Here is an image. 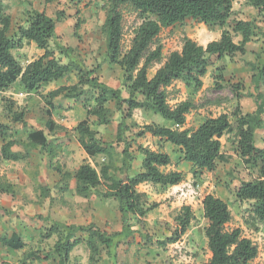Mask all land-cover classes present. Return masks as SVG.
<instances>
[{
  "label": "trees",
  "instance_id": "trees-1",
  "mask_svg": "<svg viewBox=\"0 0 264 264\" xmlns=\"http://www.w3.org/2000/svg\"><path fill=\"white\" fill-rule=\"evenodd\" d=\"M248 6L264 14V0H244ZM54 0H44L51 4ZM107 14L102 29L105 34V55L110 65L120 67L123 72L122 86L126 97H122L120 89H114L99 81L96 68L89 69L80 63L75 56V49L64 47L57 43L55 22L44 12L28 11L25 14L23 26H17L10 35L11 20L0 2V92H5L14 83L18 82L22 92H37L42 86L67 79L75 73L77 81L72 86H62L47 94L45 105L54 108L51 101L57 97L80 103L85 111L86 119L81 121L76 130L82 135L81 145L85 155L90 159L104 158L97 172L88 163H83L74 172L62 174L63 179L71 177L75 181V192L82 198L88 197L98 187L103 186V192H96L103 199H112L117 204L118 213L122 222L119 231H104L94 223L86 226L63 225L54 222L45 233L44 238L58 235L60 240L55 244L53 252L58 256L59 264H66L69 255L79 244H84L89 256L88 261L94 264L101 254H105L109 264H117V255L120 244L133 234L130 217L140 219L156 208L155 204L148 207L143 205L142 196L137 187L143 183L170 188L184 181L181 172L167 173L162 168L171 165L168 154L161 150L152 151L139 144H135L134 157L132 142L127 133L130 126L127 120L132 119V113L139 110L158 116L169 125H144L136 137L146 134L156 138L161 143L174 146L180 154V161L190 164L194 178L202 172L211 173L215 170L221 154L220 139L226 133L235 130L233 150L245 165L256 172L251 180L241 181L234 190L237 202L251 203L249 213L256 224H264V135L262 147L255 145L256 131L264 132V94L260 91L264 87V57L259 66L251 65V81L253 84V102L255 110L250 114H239L237 107L230 121L227 114L205 118L195 128L186 127V118L191 111L196 110L193 100L186 99L170 104V88L175 82H180L186 89L198 91L202 88V79L206 76L214 58L217 61L236 54L244 55L249 44L260 29L253 21L233 19L232 0H108ZM123 10L131 13L138 20V25L132 30V38L126 51L122 50L123 38ZM185 20L208 26L212 30H221L218 40L211 41L205 47L192 39L184 37L180 51L171 52L165 62L149 77V70L154 64L163 60V47L156 39L162 30L181 25ZM78 25L75 26V30ZM262 36L264 34L261 33ZM234 37H240L234 42ZM33 43L42 55L21 65L19 59L13 55L22 49L23 44ZM53 43L58 57L51 50ZM264 54V52H263ZM19 57V56H18ZM67 63L63 64L61 58ZM99 67V66H98ZM219 87V86H218ZM233 95L236 99L239 88L233 86ZM92 93V95H90ZM89 94V96H86ZM90 100L93 105H90ZM111 102L113 108L105 106ZM14 102L9 101L7 110L12 113ZM48 121L45 129L48 133L54 130V123L47 110ZM114 113L119 114L116 125L115 142L106 143L97 137V131L90 128L88 119L93 118L98 126H107L112 122ZM20 114L15 115L20 120ZM135 125V124H132ZM2 135H6L7 128L1 127ZM28 146L39 149L50 159L60 148L56 142L48 141L41 132H34L27 136ZM14 140L3 144L0 151L5 161L17 162L24 156L13 153L11 148ZM115 146L121 145L120 153ZM118 157V158H117ZM140 158V159H138ZM119 163L116 167L115 162ZM140 161L139 170L131 175L132 163ZM116 169L119 177L112 174ZM61 173V169L56 168ZM67 188V187H66ZM65 188V189H66ZM0 193H12L9 184L0 185ZM44 198L48 192L42 191ZM203 217L207 221L204 228L209 258L202 264H248L258 256V248L251 240L244 237L240 229H228L231 221V212L228 205L212 194L204 196L202 201ZM193 215L188 207H182L175 218L176 228L169 238L153 240L149 236L141 238L150 247L164 248L174 244L185 235ZM81 233L85 239H75V234ZM17 235L8 239L0 237V244L11 249H21Z\"/></svg>",
  "mask_w": 264,
  "mask_h": 264
},
{
  "label": "rangeland",
  "instance_id": "rangeland-1",
  "mask_svg": "<svg viewBox=\"0 0 264 264\" xmlns=\"http://www.w3.org/2000/svg\"><path fill=\"white\" fill-rule=\"evenodd\" d=\"M232 1V18L253 21L260 29V33H257V36L247 44L244 55L236 54L220 61L213 58L206 76L202 79L203 86L200 90L186 89L180 82H175L170 88L171 105L186 99L194 101L197 109L191 111L186 119L188 120L186 126L190 128H195L197 123H201L205 118L217 117L221 114L229 115L230 121L234 122L231 113L237 107L239 114L242 115L250 114L255 110L252 97L255 93L250 68L252 64L259 66L264 57V36L261 35L264 34V14L258 13L244 0ZM0 2L10 16V35L17 26H23L26 12L32 10L44 12L55 22V32L58 37L56 42L75 49V56L80 63L89 69L97 67L96 76L100 82L111 88L120 89L122 97H126L122 86L124 74L119 66L110 65L105 55V34L102 26L107 14L108 0H54L51 4H45L44 0H0ZM122 13V50L126 51L132 38V30L138 25V20L126 10ZM76 25H78L77 30H75ZM220 33L221 30H212L191 20H185L181 25L162 30L156 41L163 47V60L154 64L149 70V77L165 62L171 52L181 50L184 37L205 47L207 43L218 40ZM233 40L239 42L240 37H234ZM50 48L58 57L53 43L50 44ZM14 54L24 66L38 57L34 48H26L25 53L16 51ZM60 60L63 64L67 63L63 57ZM76 81L77 76L73 73L67 79L42 86L37 92H22L18 82L5 92H0V149L9 140H14L16 143L11 151L24 156V159L17 162L5 161L0 151V185L9 184L12 188V193H0V237L9 239L12 234L17 235V241L22 245L21 249L13 250L0 244V264H59L58 256L53 250L60 237L52 235L48 239L44 238L54 222L74 226L94 223L107 232L119 231L122 227L116 202L112 199L100 198L96 194L104 191L103 186L98 187L88 197L82 198L75 192L74 179L62 177L65 173L73 176L83 163L90 164L98 172L101 164L105 162L102 157L90 159L83 151L82 135L76 130L78 124L86 119L80 103L60 96L51 101L54 105L53 109L45 105L44 97L49 92L62 86H72ZM233 86L239 88L238 94L241 96L239 99L233 95ZM260 91L264 94V87ZM9 101L14 102L12 113L7 110ZM90 105H93L92 100ZM105 106L109 109L113 108L111 102L106 103ZM47 110L54 123L52 133H48L45 129V124L49 120L45 113ZM16 114H20V120L15 119ZM118 118L119 114L114 113L112 122L107 126L96 125L93 118L88 119V124L97 131L98 138L113 144ZM149 124L169 125L160 117L139 110L132 113L131 120H127V125L130 126L127 137L130 141L134 140L131 141L134 157H138L134 152L135 144L153 151L161 150L174 157L176 151L172 150L173 147L166 146L164 142L161 143L149 134L141 138L136 137V133L144 125ZM1 127L7 128L6 135H2ZM34 132H41L48 141L60 145L53 158L50 159L46 154H41L39 149L28 146L27 136ZM234 133L233 129L220 139V158L215 170L207 175L206 182L204 183L201 176L195 180L202 186L201 195L208 192L210 183L215 185L210 192L222 199L231 212V221L227 228L240 229L242 235L257 246L258 256L248 264H264V224H256L252 221L248 211L251 203H240L234 198V190L239 182L251 180L256 176V172L234 153L232 145L235 141ZM263 135L262 130L256 131L257 148L262 147ZM114 147L115 151L120 153L121 145ZM175 160H179L177 154ZM115 165L119 167L117 160ZM139 165V160L132 163V174L135 173V168L138 172ZM56 168L61 169V173L57 172ZM115 170L112 169V174L119 177ZM165 170L167 168H164ZM185 171L189 170L185 169ZM43 190L48 192L47 198L43 197ZM147 191L145 193L140 190L138 193L142 196L143 205L148 207L155 204L156 208L143 218L130 217L133 234L120 244L117 264H202L207 261L209 252L204 237L207 222L198 204L193 205L191 210L193 220L177 244L167 245L164 249L145 244L142 235L149 236L153 240L169 238L176 228L174 220L182 208L180 203L175 206L177 203L169 195L171 191L167 189L149 188ZM165 195L167 198L162 197ZM74 238L85 239L86 236L76 233ZM88 256L84 244H79L70 253L66 264H90ZM96 260L94 264H109L104 253Z\"/></svg>",
  "mask_w": 264,
  "mask_h": 264
},
{
  "label": "crops",
  "instance_id": "crops-1",
  "mask_svg": "<svg viewBox=\"0 0 264 264\" xmlns=\"http://www.w3.org/2000/svg\"><path fill=\"white\" fill-rule=\"evenodd\" d=\"M23 25H24V23H23ZM26 48H34L35 49V54L39 57V56H41L42 55V52L40 51V50H38V49H36L35 48V46L33 45V43H29V44H23V47H22V49H20L18 52L19 53H25V49ZM15 53V52H14ZM13 53V55H15ZM24 59V58H23ZM31 61H33V60H31ZM31 61H29V62H31ZM29 62H27L26 64H28ZM22 65V64H21ZM22 66H24V65H22ZM188 121V120H187ZM200 123V122H199ZM199 123H197V126H198V124ZM196 126V127H197ZM188 127V126H187ZM154 139H156V138H154ZM166 146H170V147H173L172 148V150H174V151H176V148L174 147V146H172V145H170V144H168V143H164ZM153 151V150H152ZM167 154V153H166ZM176 154H177V156H178V159H179V154L176 152ZM176 154H174V157H172L171 155H169L170 156V159H171V166H169L168 168H167V170H165V172H168V171H177V172H181V173H183V175L185 176V180H188L189 178H192V174H191V171H190V165L189 164H186V163H184V162H179V160H175V156H176ZM184 166H185V168H184ZM185 169H187V170H189V171H185ZM162 170H164V169H162ZM131 172H132V170H131ZM135 173H136V168H135ZM134 173V174H135ZM131 175H133L132 173H130ZM207 175L209 176V173H206V172H204V173H202V175H200L201 176V178L204 180V183L206 182V180H207ZM207 184H209V182H207ZM215 185L214 184H211L210 183V185H209V187H208V192L207 193H205L204 195H203V197L205 196V195H208V194H212L211 192H210V190L214 187ZM149 188H153V189H159L160 187L159 186H153V185H151V184H142V185H140L138 188H137V191L139 192L140 190H142L143 192H145V193H147L148 191V189ZM162 197H164V198H167V196L165 195V196H162ZM175 202H176V200H174ZM200 202V201H199ZM177 204H175V206L176 205H178V202H176ZM207 224V223H206ZM164 249V248H163ZM209 252V251H208ZM209 256H210V254H209Z\"/></svg>",
  "mask_w": 264,
  "mask_h": 264
},
{
  "label": "clouds",
  "instance_id": "clouds-1",
  "mask_svg": "<svg viewBox=\"0 0 264 264\" xmlns=\"http://www.w3.org/2000/svg\"><path fill=\"white\" fill-rule=\"evenodd\" d=\"M22 93V92H21ZM187 119V118H186ZM186 124H187V121H186ZM187 127V126H186ZM163 152V151H162ZM177 152V150H176ZM178 153V152H177ZM179 154V153H178ZM169 156V155H168ZM170 157V156H169ZM179 158H180V154H179ZM135 162V161H134ZM179 162H182L180 161L179 159ZM187 164V163H186ZM190 165V164H189ZM171 166V165H170ZM169 167V166H168ZM167 167V168H168ZM164 169V168H162ZM161 169V170H162ZM163 172H165L164 170H162ZM190 171H191V166H190ZM169 172V171H168ZM172 172H177V171H172ZM137 173V172H136ZM135 173V174H136ZM167 173V172H165ZM204 173V172H202ZM202 173L200 175H202ZM208 173V172H206ZM183 174V173H182ZM192 174V172H191ZM198 175V176H200ZM196 178L193 177L192 175V179L191 180H185V176H184V181H182L180 184L176 185V186H173V187H170V188H166L169 192L171 191V193L169 195H171L174 200H176V202L180 203L182 205V207H188L190 209V211L192 210V207L193 205H199L201 208H202V201H203V195H201V190H202V186L199 182H197L195 180ZM143 184H149V183H143ZM142 185V184H141ZM186 185H192L193 187H197V195L194 196V197H188L186 198V200L182 201L178 196H179V193H180V190L186 186ZM140 186V185H139ZM138 186V187H139ZM154 186V185H153ZM158 186V185H157ZM137 187V188H138ZM160 187V186H159ZM138 192V191H137ZM139 193V192H138ZM213 195V194H212ZM206 196V195H205ZM222 200V199H221ZM200 201V202H199ZM153 211V210H152ZM202 213H203V210H202ZM204 218V217H203ZM205 219V218H204ZM206 220V219H205ZM207 222V221H206ZM179 242V241H178ZM175 244V243H174ZM177 244V242H176ZM167 246V245H166ZM170 246H173L172 244H170Z\"/></svg>",
  "mask_w": 264,
  "mask_h": 264
},
{
  "label": "built area",
  "instance_id": "built-area-1",
  "mask_svg": "<svg viewBox=\"0 0 264 264\" xmlns=\"http://www.w3.org/2000/svg\"><path fill=\"white\" fill-rule=\"evenodd\" d=\"M197 195V187H193L192 185L184 186L179 193V198L184 201L188 197H194Z\"/></svg>",
  "mask_w": 264,
  "mask_h": 264
}]
</instances>
